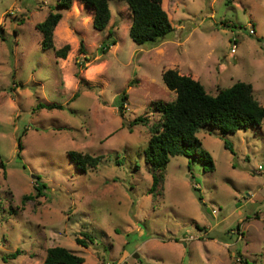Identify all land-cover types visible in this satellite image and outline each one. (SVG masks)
Returning a JSON list of instances; mask_svg holds the SVG:
<instances>
[{"label": "rangeland", "instance_id": "1", "mask_svg": "<svg viewBox=\"0 0 264 264\" xmlns=\"http://www.w3.org/2000/svg\"><path fill=\"white\" fill-rule=\"evenodd\" d=\"M58 2L0 0V264H42L56 246L83 264H264V120L235 134L203 128L215 170L173 157L153 194L144 154L154 104L176 98L168 69L211 95L250 83L264 105V0H163L174 31L144 45L129 35L125 2H109L103 32L80 2L69 11ZM50 12L63 14L54 45H70L66 59L42 49L36 25ZM40 103L63 109L35 110ZM140 116L149 124L132 125ZM70 151L102 159L83 172ZM38 184L44 196L23 204ZM84 234L87 248L76 243Z\"/></svg>", "mask_w": 264, "mask_h": 264}, {"label": "trees", "instance_id": "2", "mask_svg": "<svg viewBox=\"0 0 264 264\" xmlns=\"http://www.w3.org/2000/svg\"><path fill=\"white\" fill-rule=\"evenodd\" d=\"M74 1L84 4L85 8L93 13L92 26L95 30L103 32L107 29L112 18L109 2L113 0H59L57 6L61 11H69ZM121 1L125 2L131 11L132 24L129 35L136 44L157 42L174 31L169 15L163 7V0ZM62 18V12H50L42 23L36 25V28L43 38L42 49L54 51L56 58L66 59L71 50L70 45L60 49H55L54 45L55 30ZM109 32L111 36L112 31ZM110 48L111 45L103 44L100 50L106 53ZM79 52L87 60L83 41H81ZM79 67L83 68V64ZM162 79L165 85L175 92L176 98L169 103L159 101L154 104L155 111L159 113V119L153 122L150 128L151 137L144 150L145 163L153 180L150 194L155 193L164 183L165 171L173 157L186 156L201 160L205 170H215L213 158L203 149L202 142L197 137L198 132L203 128L213 127L222 134H235L239 130L260 129L264 120V105L256 99L250 83L239 81L231 87L218 89L217 94L211 95L200 81L190 75L181 74L176 69L166 70L162 74ZM80 81L83 84L87 83L81 77ZM126 98L127 95L124 94L118 108L122 116ZM40 109L62 110L63 106L40 103L35 110ZM136 124L148 125L149 120L140 116L132 123V125ZM225 148L232 150L228 142L225 143ZM22 150V144L19 143V155ZM68 156L77 169L83 172L98 166L102 159V156H92L76 151H70ZM189 169L191 170L190 165ZM45 188V185L38 184L35 187L37 193L24 196L23 204L44 196ZM92 242L93 239L88 234H84L82 238H76V243L85 248ZM19 255L20 251L17 250L4 259H16ZM84 262L83 257L64 247L56 246L48 249L42 264H83Z\"/></svg>", "mask_w": 264, "mask_h": 264}, {"label": "built area", "instance_id": "3", "mask_svg": "<svg viewBox=\"0 0 264 264\" xmlns=\"http://www.w3.org/2000/svg\"><path fill=\"white\" fill-rule=\"evenodd\" d=\"M249 33H250L251 35H253L255 32H254V30H250ZM234 41H235V40H234ZM232 51L235 52L234 49H232Z\"/></svg>", "mask_w": 264, "mask_h": 264}, {"label": "crops", "instance_id": "4", "mask_svg": "<svg viewBox=\"0 0 264 264\" xmlns=\"http://www.w3.org/2000/svg\"><path fill=\"white\" fill-rule=\"evenodd\" d=\"M82 4V3H81ZM82 5H84V4H82Z\"/></svg>", "mask_w": 264, "mask_h": 264}]
</instances>
